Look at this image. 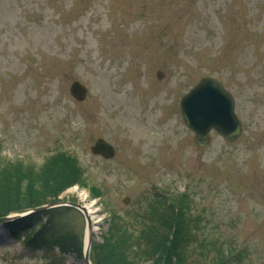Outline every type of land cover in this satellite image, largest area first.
Returning a JSON list of instances; mask_svg holds the SVG:
<instances>
[{"label":"rangeland","instance_id":"obj_1","mask_svg":"<svg viewBox=\"0 0 264 264\" xmlns=\"http://www.w3.org/2000/svg\"><path fill=\"white\" fill-rule=\"evenodd\" d=\"M205 75L233 95L242 131L231 143L211 132L200 148L178 103ZM73 80L88 88L83 101L69 93ZM130 94L133 107L122 99ZM127 108L141 118L137 129ZM98 137L114 146L112 158L91 153ZM57 152L82 170L84 183L59 197L88 210L91 264V245L112 222L136 233L155 194L181 192L199 227L190 261L224 252L232 256L220 264H264V0H0L1 160L39 167ZM55 225L83 244L80 211L58 212ZM47 257L0 224V264Z\"/></svg>","mask_w":264,"mask_h":264},{"label":"trees","instance_id":"obj_2","mask_svg":"<svg viewBox=\"0 0 264 264\" xmlns=\"http://www.w3.org/2000/svg\"><path fill=\"white\" fill-rule=\"evenodd\" d=\"M78 183H84L82 170L76 157L67 153H54L39 167L7 165L0 156V216L56 201L68 187ZM67 209L52 207L1 224L11 239L22 240L30 252H47L48 259L42 264H56L51 257L54 254L72 253L82 258L81 238L55 225L58 212ZM190 211L191 200L185 192L155 194L143 212L138 231L129 233L112 222L108 237L91 245L92 258L97 264H190L192 244L200 242L196 236L199 227ZM230 256L222 252L198 264H220Z\"/></svg>","mask_w":264,"mask_h":264},{"label":"water","instance_id":"obj_3","mask_svg":"<svg viewBox=\"0 0 264 264\" xmlns=\"http://www.w3.org/2000/svg\"><path fill=\"white\" fill-rule=\"evenodd\" d=\"M162 75L161 71H157L158 77ZM69 92L76 100L81 101L87 94V88L78 80H74L69 86ZM233 106V97L224 88L222 82L214 76L201 77L195 85L181 96L179 101L182 121L193 132V141L199 147L210 144V131L212 129L228 142L237 139L241 132V122L236 117ZM90 151L104 158H111L115 152L114 147L101 137L97 138L90 146ZM123 201L127 203L128 197H124ZM58 205L70 206L84 215L88 227L84 247V261L86 264H91L89 260L91 219L85 205L70 200H56L39 205L25 213L38 212ZM13 218H15V215L1 216L0 222L10 221Z\"/></svg>","mask_w":264,"mask_h":264},{"label":"bare ground","instance_id":"obj_4","mask_svg":"<svg viewBox=\"0 0 264 264\" xmlns=\"http://www.w3.org/2000/svg\"><path fill=\"white\" fill-rule=\"evenodd\" d=\"M26 90H27V93L30 92V88H27ZM120 93H121L120 91H116V92H115V94H117V95H119ZM124 93H125V92H124ZM119 96H123L122 93H121V95H119ZM124 98H127V99H126V103H127V105H129L130 107H133L134 105H137V100H136V98H135V95L130 94V95H128V96H124V97H122V99H124ZM124 114H125V116H127V117L129 118L130 122H132V123L135 124L134 128L137 129L138 127L136 126V123H138V121L141 119V118H139L140 116L137 117L135 111H134V110L131 111V110H129L128 108H127V110H124Z\"/></svg>","mask_w":264,"mask_h":264}]
</instances>
